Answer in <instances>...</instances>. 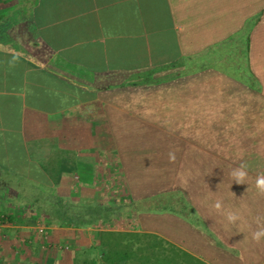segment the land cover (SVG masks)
Segmentation results:
<instances>
[{
	"label": "crops",
	"instance_id": "1",
	"mask_svg": "<svg viewBox=\"0 0 264 264\" xmlns=\"http://www.w3.org/2000/svg\"><path fill=\"white\" fill-rule=\"evenodd\" d=\"M253 4L0 0V264H103L102 227L38 211L96 194L111 157L117 178L175 181L195 209L155 233L206 264H264V234L253 240L264 233V18L252 33ZM242 164L247 175H232Z\"/></svg>",
	"mask_w": 264,
	"mask_h": 264
},
{
	"label": "trees",
	"instance_id": "2",
	"mask_svg": "<svg viewBox=\"0 0 264 264\" xmlns=\"http://www.w3.org/2000/svg\"><path fill=\"white\" fill-rule=\"evenodd\" d=\"M174 189V195H179L180 200L185 201V197H180L179 186ZM169 203L163 208L170 210L169 215H173L172 217L183 220V213L189 216L185 211L186 206L183 205L181 212L178 211V205ZM47 209L38 212L64 228L102 227V230L94 232L93 235L103 264H206L156 233L113 230L111 226L114 222L126 215L122 206L77 204L58 198L56 204L48 206Z\"/></svg>",
	"mask_w": 264,
	"mask_h": 264
},
{
	"label": "rangeland",
	"instance_id": "3",
	"mask_svg": "<svg viewBox=\"0 0 264 264\" xmlns=\"http://www.w3.org/2000/svg\"><path fill=\"white\" fill-rule=\"evenodd\" d=\"M253 1H254V4L251 5V7L254 9V11H256L255 14L257 16H255L250 23L252 27V29L250 30L251 31L253 30L252 33L255 32L254 24H256L259 20H262V18H264V10L260 13L258 11L259 6H261L262 9L264 8V3L262 5H259V3H257V0H253ZM250 30L245 29L246 33H248ZM247 42H246V46L248 44ZM247 52H248V49H247ZM230 70H233V69L230 68ZM245 70H247L246 67H245ZM139 150L140 149H136V151H139ZM109 160L110 161L108 162V173H109L108 179L105 182L101 181L100 183L103 182L102 184H98L97 187L99 188V186L101 185V188L96 190L95 192L96 194H90L89 196L78 195L74 198L70 197L68 199L70 201L68 202L77 203V204H86V205L113 204L115 206H122L123 211H126V215H124L119 221L114 222L112 227H116L115 225L122 222L120 230L124 229V231L132 230V231L139 232V231H143V227L146 226V229L150 228L151 231H153V233L161 232L163 236H166L167 234L166 217L167 215L171 214L170 210H165L163 207L170 204L169 202H171L172 205H176V206L178 205V209H179L178 211H181V212H182L181 209H183V205L188 206V208L191 210V212L188 213L190 214L189 215L190 218L196 215V211L191 205L190 206L193 209L188 204H185V202L182 203L179 198V195H174L176 192L171 191L172 189L175 190L174 188L178 186L175 184V181H139L140 187L139 189H135L134 186L136 185L135 184L136 181L134 183V181L132 182L129 180L116 177L115 168L113 164L114 159L111 157V159ZM76 168L78 171L77 174H80V176H83L84 171L81 170V166H76ZM168 182L174 183L173 186L169 187L170 192L168 193H167V187H165L166 189L161 190V193H162L161 195H155V193H153L150 196H148L151 198H146V196L136 195L137 192H152L154 190H157L158 187L162 188V186H164ZM182 215L187 217L185 213H183ZM142 224L144 225L143 227H142ZM131 226L133 227V229L127 228ZM190 228L192 229V232H193L191 235H190L191 230H183V228L178 227V224H174L172 225L171 232H173V234L176 237L177 236L183 237V235H185L187 237H191L192 239H194L195 238L194 236L195 228L193 227H190ZM162 235L160 236L163 237ZM213 246H220V245H213ZM226 250H228L229 252L235 253L233 250H230L227 248ZM85 261L91 264L93 261H95L96 262L95 264H98L97 255L87 254V255L81 256L79 259V263L83 264V262Z\"/></svg>",
	"mask_w": 264,
	"mask_h": 264
},
{
	"label": "clouds",
	"instance_id": "4",
	"mask_svg": "<svg viewBox=\"0 0 264 264\" xmlns=\"http://www.w3.org/2000/svg\"><path fill=\"white\" fill-rule=\"evenodd\" d=\"M14 58H17V57H14ZM170 159L174 160L175 159L174 155L170 154ZM245 168H246V165H243V164L240 165V168L238 170H233L232 175H238L239 177L243 178L244 176L247 175ZM239 182H243V180ZM256 188L259 189V192L261 194H264V174L258 175V178L256 179ZM218 206L219 205H217V207ZM262 234L264 233H261V232L253 233V240H255L256 242H259Z\"/></svg>",
	"mask_w": 264,
	"mask_h": 264
},
{
	"label": "built area",
	"instance_id": "5",
	"mask_svg": "<svg viewBox=\"0 0 264 264\" xmlns=\"http://www.w3.org/2000/svg\"><path fill=\"white\" fill-rule=\"evenodd\" d=\"M39 234H40L42 237L46 238V232H45V229H44V228H40V229H39Z\"/></svg>",
	"mask_w": 264,
	"mask_h": 264
}]
</instances>
